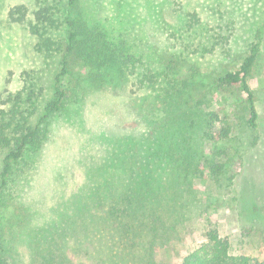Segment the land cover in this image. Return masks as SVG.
<instances>
[{
  "label": "rangeland",
  "instance_id": "obj_1",
  "mask_svg": "<svg viewBox=\"0 0 264 264\" xmlns=\"http://www.w3.org/2000/svg\"><path fill=\"white\" fill-rule=\"evenodd\" d=\"M15 5L29 14L52 8L59 51L35 50L36 37L8 18ZM192 12L198 23L187 28ZM68 19L139 63L133 84L103 86L85 80L91 72L70 55L72 79L61 88L76 95L47 115L45 139L12 165L0 190L3 256L10 264H180L215 226L232 254L263 259L264 0H0V91L26 74L43 88L32 124L54 99L63 55L76 53L66 52ZM255 43L251 129L244 96L215 82ZM145 74L157 83H138ZM210 112L230 126L227 139L205 137L221 126ZM206 159L223 172L203 169ZM127 196L135 212L113 214Z\"/></svg>",
  "mask_w": 264,
  "mask_h": 264
},
{
  "label": "trees",
  "instance_id": "obj_2",
  "mask_svg": "<svg viewBox=\"0 0 264 264\" xmlns=\"http://www.w3.org/2000/svg\"><path fill=\"white\" fill-rule=\"evenodd\" d=\"M76 2L77 0H67L69 7L74 6ZM7 15L12 23L23 25L28 33L36 37V51L51 54L60 50V43L49 35L50 29L58 28L61 25L58 19L54 17L50 6L39 7L29 14L24 5H15L8 10ZM187 16V28H191L198 23L196 13H188ZM84 24L79 19H68L65 23L67 25L68 40L66 52L72 53L74 51L76 53L63 55L61 71L55 78L54 99L47 102L45 106L46 115L42 116L37 123L32 124L31 119L37 113L36 100L42 94L43 88L32 79H29L28 74L22 78L20 86L9 88V84L6 82L4 88L0 91V153L3 154L0 190L6 183V177L10 174L12 165L21 159L26 150L38 148L45 139L47 115L59 111L66 100L76 95L77 91L73 90L72 95L67 97L65 90L61 88L64 79H72V73L68 69L70 55L74 57L76 65L87 67V74L91 72L85 80L97 85L103 84V86L105 84L109 85V83L122 82L123 80H131L133 84L135 69L139 63L138 59L129 54H122L123 52H120L116 47L110 48L109 44L104 41L101 32L98 30L88 31ZM257 50L258 43H255L236 70L224 73L215 82L220 89L233 88L244 96L243 118L251 129L257 127L259 119L254 104V95L248 84L250 71L257 57ZM138 81L141 85L144 82L152 86L157 83L152 75L146 74L143 79ZM168 87L173 86L168 85ZM208 117L211 125L219 122L221 124L218 130L212 131L210 127L208 134H205L208 141L227 139L230 134V126L227 122L219 118V114L214 112H210ZM220 155L221 151L215 154L216 157ZM201 166L213 174L222 173L224 170V164L220 162L213 163L208 159L204 160ZM126 200L125 207L112 210L113 214L122 212L121 214L127 217L128 213L135 212L133 208L134 200L129 196L126 197ZM120 227H123V225ZM0 264H10L3 256L1 247ZM180 264H264V258L259 259L249 255L232 254L229 240L220 237L216 227L212 226L202 232L198 246L189 250L182 257Z\"/></svg>",
  "mask_w": 264,
  "mask_h": 264
}]
</instances>
